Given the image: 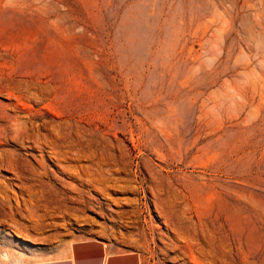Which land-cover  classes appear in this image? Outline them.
<instances>
[{"label": "rangeland", "instance_id": "obj_1", "mask_svg": "<svg viewBox=\"0 0 264 264\" xmlns=\"http://www.w3.org/2000/svg\"><path fill=\"white\" fill-rule=\"evenodd\" d=\"M0 136L8 264H264V0H0Z\"/></svg>", "mask_w": 264, "mask_h": 264}, {"label": "crops", "instance_id": "obj_2", "mask_svg": "<svg viewBox=\"0 0 264 264\" xmlns=\"http://www.w3.org/2000/svg\"><path fill=\"white\" fill-rule=\"evenodd\" d=\"M27 264H141V258L133 250H116L100 239L83 237L71 240L57 256Z\"/></svg>", "mask_w": 264, "mask_h": 264}, {"label": "bare ground", "instance_id": "obj_3", "mask_svg": "<svg viewBox=\"0 0 264 264\" xmlns=\"http://www.w3.org/2000/svg\"><path fill=\"white\" fill-rule=\"evenodd\" d=\"M12 96V95H11ZM16 101H17V99H16ZM17 102H19V101H17ZM23 106V105H22ZM13 107H15V106H13ZM26 108V107H25ZM14 109V108H13ZM18 110V109H17ZM16 111V110H15ZM26 116V115H25ZM14 118V117H13ZM9 119V118H8ZM29 119H30V117H29ZM17 120V119H16ZM21 121V120H20ZM10 122L8 121V124H9ZM17 123H19V122H17ZM26 123V122H25ZM21 124V123H20ZM22 124H24V123H22ZM30 124H31V122H30ZM10 125H11V123H10ZM26 125V124H25ZM25 125H23V126H25ZM28 125V124H27ZM41 125V124H40ZM20 126V125H19ZM23 126L21 125V127L23 128ZM8 127V126H7ZM12 127V126H11ZM26 127V126H25ZM24 127V128H25ZM29 127V126H28ZM60 127V126H59ZM31 128V127H30ZM32 129V128H31ZM9 130V129H8ZM11 130V129H10ZM13 130V129H12ZM11 130V131H12ZM15 130V129H14ZM18 130H19V128H18ZM25 130H27V129H25ZM4 131V130H3ZM20 131V130H19ZM22 131H24V130H22ZM21 131V132H22ZM28 131H30V130H28ZM34 131V130H33ZM38 131V130H37ZM7 132V131H6ZM18 132V131H17ZM27 132V131H26ZM10 134H11V132H9ZM14 133V132H13ZM19 133V132H18ZM28 133V132H27ZM3 134H5V132L3 133ZM7 134V133H6ZM19 134H21V133H19ZM23 134V133H22ZM34 134H35V132H34ZM56 134V133H55ZM1 135H2V133H1ZM8 135V134H7ZM13 135V134H12ZM38 135V134H37ZM58 135V134H57ZM21 136V135H20ZM27 136V135H26ZM35 136H36V134H35ZM44 136V135H43ZM50 136V135H49ZM0 137H2V136H0ZM28 137V136H27ZM32 137H33V134H32ZM41 137V136H40ZM19 138V137H18ZM38 137H36V139H37ZM7 139V138H6ZM21 139V138H20ZM24 139V138H23ZM34 139V138H33ZM57 139H59L58 138V136H57ZM56 139V140H57ZM28 140H30V139H28ZM49 140V139H48ZM47 140V141H48ZM35 141V140H34ZM59 141V140H58ZM27 142V141H26ZM36 143H37V140L35 141ZM39 142V141H38ZM49 142V141H48ZM56 142V141H55ZM32 143V142H31ZM53 143V141L51 142V144ZM57 143V142H56ZM49 144H50V142H49ZM59 144V143H58ZM36 145V144H35ZM39 145V144H38ZM53 145V144H52ZM49 146V145H48ZM51 146V145H50ZM31 147H33V146H31ZM41 147V146H40ZM30 148V147H29ZM53 148H54V146H53ZM55 150V149H54ZM57 151V150H56ZM52 152V151H51ZM51 154V153H50ZM53 155V154H52ZM50 156V155H49ZM54 156V155H53ZM58 157V156H57ZM52 158V157H51ZM55 158V157H54ZM59 163H60V161H59ZM40 165V164H39ZM26 166V165H25ZM67 167V166H66ZM72 168V167H71ZM76 169V168H75ZM75 169H73V171H76ZM79 169H81V168H79ZM69 171V170H68ZM77 172V171H76ZM3 252V251H2ZM12 259V258H11ZM0 260H1V264H8V263H10V257H9V255H8V253H6L5 251L3 252V253H1L0 254ZM14 260V259H13ZM12 261V260H11ZM13 263V262H12ZM14 264H26V262H23L21 259L19 260V259H17L16 261L14 260Z\"/></svg>", "mask_w": 264, "mask_h": 264}]
</instances>
